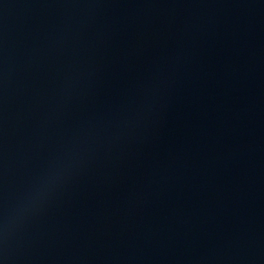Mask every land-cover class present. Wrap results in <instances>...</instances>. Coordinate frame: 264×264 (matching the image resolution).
<instances>
[{
  "label": "water",
  "instance_id": "1",
  "mask_svg": "<svg viewBox=\"0 0 264 264\" xmlns=\"http://www.w3.org/2000/svg\"><path fill=\"white\" fill-rule=\"evenodd\" d=\"M0 264H264V0H0Z\"/></svg>",
  "mask_w": 264,
  "mask_h": 264
}]
</instances>
